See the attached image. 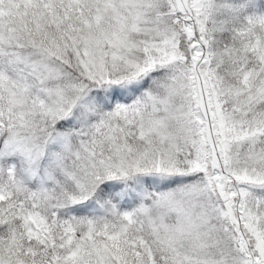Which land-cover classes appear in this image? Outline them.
Here are the masks:
<instances>
[{"label": "snow or ice", "instance_id": "6c2138e0", "mask_svg": "<svg viewBox=\"0 0 264 264\" xmlns=\"http://www.w3.org/2000/svg\"><path fill=\"white\" fill-rule=\"evenodd\" d=\"M0 264H264V0H0Z\"/></svg>", "mask_w": 264, "mask_h": 264}]
</instances>
